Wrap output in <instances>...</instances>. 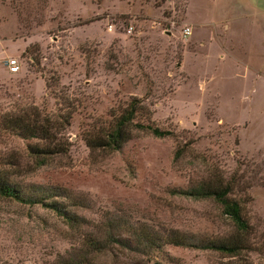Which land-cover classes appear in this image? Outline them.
<instances>
[{
	"label": "rangeland",
	"instance_id": "374dc122",
	"mask_svg": "<svg viewBox=\"0 0 264 264\" xmlns=\"http://www.w3.org/2000/svg\"><path fill=\"white\" fill-rule=\"evenodd\" d=\"M131 98L170 135L132 129L118 151L89 150L83 137ZM19 110L65 116L66 151L40 162L33 141L0 134V176L82 198L68 208L82 222L0 198V264H220L159 241L147 254L111 241L93 253L84 242L111 224L122 238L139 227L157 238L227 234L212 201L169 192L210 170L235 180L253 241L264 234V0H0V115Z\"/></svg>",
	"mask_w": 264,
	"mask_h": 264
},
{
	"label": "trees",
	"instance_id": "16d2710c",
	"mask_svg": "<svg viewBox=\"0 0 264 264\" xmlns=\"http://www.w3.org/2000/svg\"><path fill=\"white\" fill-rule=\"evenodd\" d=\"M66 122L65 116L51 118L41 116L34 111L19 110L0 115V134L33 141L27 146V150L35 159L43 162L47 158L66 151L64 144L57 138L59 128ZM132 129L146 132L155 138L170 135V132L161 131L152 126L141 101L131 98L113 117L110 125L103 130H98L96 134L83 137V141L89 150L118 151L129 140ZM181 153V149L176 150L174 158L177 159ZM235 184L233 178L226 180L221 174L210 170L206 177L187 187L169 191L172 195L212 201L217 205L221 217L229 222L230 231L227 234L195 240L184 233L170 230L162 238H157L147 228L139 227L130 228L128 237L122 238L114 237L119 229L111 224L105 230H98L96 234L86 236L85 245L89 251L99 253L105 248L106 243L111 241L123 248H131L136 252L147 254L158 247L156 242L159 241L176 247L194 248L217 254L223 259L220 264H252L249 258L251 253L257 254L264 260V234L258 235L257 240L253 241L254 233L242 212L241 202L232 196ZM0 198L28 206H42L62 218L68 226L80 228L82 219L70 212L68 208H81L84 200L65 189L32 185L25 191H21L9 184L1 175Z\"/></svg>",
	"mask_w": 264,
	"mask_h": 264
},
{
	"label": "built area",
	"instance_id": "2783aa9c",
	"mask_svg": "<svg viewBox=\"0 0 264 264\" xmlns=\"http://www.w3.org/2000/svg\"><path fill=\"white\" fill-rule=\"evenodd\" d=\"M187 33H188V31L185 30L184 34H187ZM8 68H9V72H11V73L16 72V70L18 68L17 65H16V61L15 60L9 61L8 62Z\"/></svg>",
	"mask_w": 264,
	"mask_h": 264
}]
</instances>
